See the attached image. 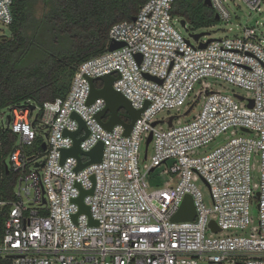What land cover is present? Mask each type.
<instances>
[{"label":"built area","instance_id":"obj_1","mask_svg":"<svg viewBox=\"0 0 264 264\" xmlns=\"http://www.w3.org/2000/svg\"><path fill=\"white\" fill-rule=\"evenodd\" d=\"M209 1L219 21L228 23L225 1ZM242 1L264 10L263 0ZM173 3L148 0L134 21L114 24L106 52L78 66L64 99L42 105L26 101L8 110L10 122L0 114V136L14 137L6 155L10 165L3 160L0 179L4 166L5 175L15 179L11 199H0V217L6 212L0 264H264V38L243 27L200 48L205 42L175 28L181 19L172 16ZM11 5L12 0H0V26L12 24ZM112 42L123 46L110 52ZM109 74L113 90L133 109H143L128 136L123 126L108 131L97 120L104 100L86 104L89 80ZM206 78L246 90L250 97L209 91ZM196 86L200 91L190 101ZM195 105L198 113L184 123L174 115L157 119L183 107L190 114ZM73 114L88 132L80 151L103 146L100 162L78 171V159L62 160L61 154L74 145L64 134L78 131ZM85 135L81 131L76 139ZM149 136L151 162L140 167ZM221 137V145L208 149ZM80 161L89 158L81 155ZM157 169L171 181L164 188L148 185ZM90 190L82 199L88 216L75 201ZM186 196L195 215L173 222Z\"/></svg>","mask_w":264,"mask_h":264},{"label":"trees","instance_id":"obj_2","mask_svg":"<svg viewBox=\"0 0 264 264\" xmlns=\"http://www.w3.org/2000/svg\"><path fill=\"white\" fill-rule=\"evenodd\" d=\"M147 1L12 0L10 35L0 37V114L26 101L42 105L64 99L78 66L106 52L109 29L131 21ZM38 4L42 5L40 15L36 14ZM171 14L192 30L219 24L203 0H174ZM33 52L37 56L29 61ZM119 116L130 122L125 113ZM13 139L9 132L0 136L3 159ZM14 182L12 175L2 176L1 200L11 199Z\"/></svg>","mask_w":264,"mask_h":264},{"label":"rangeland","instance_id":"obj_3","mask_svg":"<svg viewBox=\"0 0 264 264\" xmlns=\"http://www.w3.org/2000/svg\"><path fill=\"white\" fill-rule=\"evenodd\" d=\"M225 5L228 9V11L231 14V20L228 23L221 22L219 21V24L216 26H212L206 29H199V30H192L189 25L186 26V28H183L181 25L175 23V28L183 35L185 38H189L191 34H199V33H208L207 36H202L200 39V42H206L208 39H224L227 37H231L235 34H237L240 30V28L243 27H252L256 29V32L258 34H261L264 38V10L257 11V10H252L250 9L242 0H224ZM264 1V0H263ZM42 12V5L38 4L36 6V14L40 15ZM0 35L2 36H9L10 35V30L8 27L5 26H0ZM192 43L194 41L192 40ZM37 56L36 52H33L30 55L29 61L33 60ZM205 83L208 84L209 91H220L222 93H228V94H237L243 98H249L250 95L246 90L231 86L227 83H222L219 81H215L211 78H206L204 80ZM201 87L196 86L193 94L191 95L190 101L193 100L196 96V93H198ZM9 109H4L3 113L5 116H8V111ZM186 108H181L178 111L172 110V111H163L158 114L157 119H164L168 115H174V116H179L177 120L180 121V123H184L188 120H190L195 114L198 113L199 111V105H195L194 109L191 111L190 114L185 115ZM123 112L126 114L125 111L120 110V113ZM36 111L34 112V114ZM127 115V114H126ZM128 116V115H127ZM165 127V125H163ZM37 135H41V132L39 128L36 130ZM40 140H44L42 136H39ZM223 137L220 139H217L214 143H212L208 149L212 150L215 147H218L221 145L223 142ZM153 155V149L152 145L150 144L146 153V158L144 155V147L142 148V154L140 156V167H148L150 162H151V157ZM3 160H5V163L10 165L9 158L5 157L4 159L0 157V165L3 164ZM148 185L150 188H164L166 187L167 183H170L171 181L169 180L168 175L161 173V169H157L154 171L149 177H148ZM201 191L204 195L205 202L208 203L207 199V193L206 190L203 186H201ZM251 217L253 221L257 219V209L255 204L251 207L250 210ZM225 234V233H221ZM199 264H207V263H199ZM223 264H231V263H223Z\"/></svg>","mask_w":264,"mask_h":264},{"label":"water","instance_id":"obj_4","mask_svg":"<svg viewBox=\"0 0 264 264\" xmlns=\"http://www.w3.org/2000/svg\"><path fill=\"white\" fill-rule=\"evenodd\" d=\"M203 4L205 6H207L208 8H211V3L209 0H203ZM216 20H219L218 15H215ZM135 18L132 19V21H134ZM181 26L184 27L186 25L184 20H181L180 22ZM208 33H199V34H191L189 35L192 39H194L195 41H199L201 39L202 36H207ZM213 39H208L205 43L200 44V48H205L206 45L208 43H210ZM123 46V43H117V42H112L110 43L109 47H108V51H113L116 50L120 47ZM137 60L140 61V56H137ZM151 80H155L153 78L147 77ZM114 81V77L112 75H104L95 79H90L89 83H90V94L88 96L87 99V105L93 103L96 99H102L105 102V107L104 109L96 116L97 120L102 124V126L104 127L105 130L111 131L112 128L116 125H121L124 128V135L128 136L133 124L135 123V121L137 120V118L139 117L140 113L143 111L142 110H135L132 108L130 102L125 99L120 93L116 92L113 90L112 84ZM101 85L100 88L96 87V83H98ZM240 98V97H238ZM251 106V105H250ZM34 107L31 106V110ZM123 110L126 112V114L128 115L130 122H124L120 116H119V111ZM190 111V110H189ZM189 111H187L185 114H188ZM108 115V120L106 122L103 121V118ZM72 118H75L78 123H79V128L78 131L73 132V133H68L65 132V135L70 136L71 138H73L74 140V145L71 149L69 150H63L62 151V160H64L66 157L68 156H73L76 157L78 159V166L76 168V170H81L82 168H84L85 166L89 165V164H93V163H98L101 160L102 157V152H103V146L101 143H99L93 150H91L90 152H82L79 149V143L81 142V140H83L84 138H86V136L88 135L87 129L85 127V124L80 120V118L78 116H76L75 114L72 115ZM8 122H10V116H8L7 118ZM171 121L172 118H170V120L168 121V125H171ZM84 131L86 133L85 136H83L82 138L76 139V136L79 134V132ZM151 141V137L149 136V138L146 141L145 144V152L147 150L148 144ZM42 149L45 150V145H42ZM86 156L89 158V161L86 163H81L80 161V156ZM5 169V174H8V169L6 166H4ZM92 192V190L90 191H81V194L79 196V198L75 201L78 205H79V209H80V213H85L89 216V208L85 205H83L82 199L86 194H90ZM195 215V209L193 206V202H192V198L190 196H186L181 204V207L179 209V211L177 212V214L172 218L173 222H181V221H191L193 219ZM76 218V216L74 217V219ZM91 224H93V222L91 221ZM210 228H212L215 232L218 231V229L215 227L214 223L211 222L209 224Z\"/></svg>","mask_w":264,"mask_h":264}]
</instances>
